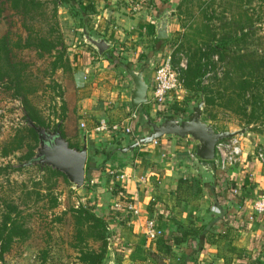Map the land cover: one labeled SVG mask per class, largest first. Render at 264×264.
I'll use <instances>...</instances> for the list:
<instances>
[{
    "label": "crops",
    "instance_id": "crops-1",
    "mask_svg": "<svg viewBox=\"0 0 264 264\" xmlns=\"http://www.w3.org/2000/svg\"><path fill=\"white\" fill-rule=\"evenodd\" d=\"M177 1H88L103 19L94 35L104 36L112 47L100 55L87 45L71 58L75 62L69 81L80 122L85 123H80L79 142L83 145L86 136L88 172L94 180L87 181V199L93 200L98 215L109 219L120 264H264V214L252 211L253 199L264 193V160L257 156L264 149L263 137L248 135L241 160L219 172L214 160L197 156V144L189 136L166 135L121 151L150 131L149 118L158 121L168 114L183 117L182 109L191 112L182 93L170 95L162 114L152 98L156 68L168 54L166 39L156 36L157 22ZM136 3H141L138 9ZM112 50L114 55L123 51L135 69L146 66L148 102L136 110V118L130 103L132 80L118 59H107L105 53ZM101 120L120 124L122 130L98 132L94 128ZM126 126H131V134L124 132ZM111 170L118 177L112 178ZM122 173L124 178L119 177ZM235 187L238 195L229 190ZM117 201L133 203L139 214L117 212ZM150 219L157 221L163 236H146ZM186 231L190 234L183 242H173L172 237Z\"/></svg>",
    "mask_w": 264,
    "mask_h": 264
},
{
    "label": "rangeland",
    "instance_id": "rangeland-1",
    "mask_svg": "<svg viewBox=\"0 0 264 264\" xmlns=\"http://www.w3.org/2000/svg\"><path fill=\"white\" fill-rule=\"evenodd\" d=\"M42 1L46 16H39L42 20L34 23L33 33L35 29L48 33L51 23L57 21V29L67 44L68 56L70 59L76 57L77 51L88 45L84 40V26L93 35H98L96 26L103 23V19L93 12V9L97 11L96 5L89 0H58L57 17L53 18L55 0ZM84 7L86 20L82 18ZM169 10L172 14L170 36L164 41L165 47L189 91H183L181 96L191 103V112L203 97L194 80L196 67L201 63L203 84L220 86L225 93L221 97L216 94L213 104H204L203 118L206 117L217 131L246 129L245 133L237 135L242 145L248 135L264 138V92H261L260 103L255 105L254 95H258V91L243 89L247 79L260 76L264 80V65H261L264 61V0H178ZM19 33L25 37L28 31L21 18L6 9L0 21V36H11L14 45ZM221 42L222 50L210 53L213 45ZM14 53L17 61L24 62L18 67L24 69L27 77V93L33 92L28 98L45 125L54 130L65 115V123L62 122L65 138L82 147L79 142L81 122L75 104L77 95L69 81V73L53 72L52 59H41L31 49L15 46ZM114 59L130 63L123 51L121 55L115 53ZM11 93L0 85V219L7 205H16L28 234L12 244L0 264H41L43 249H51L48 264H84L80 260V242L76 237L73 213L86 202L92 209L95 207L93 200L87 199L89 186L85 182L83 187L75 188L63 176L40 170L39 162L35 160L39 141L29 136V123L21 101L12 98ZM247 100L248 104L245 103ZM249 120L253 122L249 124ZM29 143L35 153L31 159ZM11 148L13 151L5 156L4 152ZM54 199H57L56 207H53ZM110 227L108 220L106 243L90 240L88 244L93 249H105L103 264H120L121 259L114 252Z\"/></svg>",
    "mask_w": 264,
    "mask_h": 264
},
{
    "label": "trees",
    "instance_id": "trees-1",
    "mask_svg": "<svg viewBox=\"0 0 264 264\" xmlns=\"http://www.w3.org/2000/svg\"><path fill=\"white\" fill-rule=\"evenodd\" d=\"M54 4V12L51 16L53 18H56L60 1L55 0ZM79 7L82 8L81 5H79ZM6 9L12 10L15 15L21 18L23 27L28 31V33L25 35V37L23 34L19 33L18 40L14 45H12L11 36H0V85H2L4 89L12 91V98L21 101L26 119L27 116H29V118L35 123V125L49 129L50 126L45 125L44 120L39 115L38 111L32 106L28 98V94H31L33 92L27 93L26 91L25 83L27 81V77L25 76L24 69L18 67L20 63L24 62L21 59L17 61V56L14 53V47L16 46L20 49H31L41 59L51 58L53 72L62 70L64 74L69 73L70 78L73 74V61H71L70 57L68 56L67 44L64 42L62 34L57 29V21L56 23H51V27L48 33L37 32L36 29L35 34L33 33L34 23L42 20L39 16H46V12H44L45 3H43L42 0H0V21ZM93 12H96V10L93 9ZM82 15V18L86 20L87 14L85 7L83 8ZM222 48V42L214 44L211 48L210 53H213L214 51H221ZM105 55H107V59L114 60L111 52L108 51L105 53ZM118 63L121 64L122 62L118 61ZM261 65H264V61H262ZM202 70L203 64L199 63L196 67L194 80L198 85V91L202 93L203 97L205 98V105L209 106L214 103L216 94L221 97L224 96L225 93H222L220 86H217L215 88V86H213L212 84L204 85L202 81ZM263 86L264 80L260 76L254 78V80L247 79L244 83L243 89L247 92L249 91V89L258 91V95H254L255 105L257 104V102L260 103V100H262L261 92H264V89H262ZM37 90L38 88H36L35 91ZM246 91L244 93L245 95ZM248 101L249 100L245 101V103L248 104ZM182 110V112H184L182 115L183 117H187L188 115H190V113L188 114L186 111H184V109ZM205 113V110H203V116ZM167 116L171 115L168 114ZM203 119L205 120L207 118L205 117ZM64 120L65 115H62L61 121L56 124V128L59 124L61 125L63 137H65L62 130V122ZM252 122V120L248 121L249 124ZM28 132L29 136L33 140L39 141L38 132L35 127L29 124ZM29 144L31 148V159L35 153L32 152V144ZM69 144L71 147H75L78 149L81 148L80 144H71L70 142ZM12 151L13 148H11L9 151H5L4 155L7 156ZM32 161L34 160L32 159ZM88 162H90V159ZM37 164L39 165L40 170H48L53 175L63 176L65 180L68 181L67 176L62 171L56 170L55 168H52L48 165H42L40 163ZM214 170L217 172L221 171L215 165ZM89 180H91V176L88 172L87 163L86 183ZM229 190L233 189L230 188ZM56 205L57 199H54L53 207H56ZM91 207L92 206H90L89 203L86 202L85 204H81L77 209H75L73 213L77 230L76 237L80 242V260L84 264H103L102 262L106 252L105 249L103 247L100 250L90 248L88 242L90 240H94L95 242L101 241L103 243H106V229H108L109 219L107 217L98 215L95 209H92ZM20 214L21 212L14 204L7 205V210L2 211L0 219V262L4 261L5 255L10 251L12 244L16 240L24 239L25 235L28 234V229L26 228L25 223L21 220ZM188 234H190V232L186 231L182 236H174L171 239L173 240V242L178 244L180 242H183L187 238ZM50 251L51 249H43L41 264H48Z\"/></svg>",
    "mask_w": 264,
    "mask_h": 264
},
{
    "label": "water",
    "instance_id": "water-1",
    "mask_svg": "<svg viewBox=\"0 0 264 264\" xmlns=\"http://www.w3.org/2000/svg\"><path fill=\"white\" fill-rule=\"evenodd\" d=\"M170 10H166L160 17L156 26V36L159 39H167L170 36ZM84 40L102 55L112 47V43L104 36H95L87 26H84ZM121 67L132 80L130 103L134 112L143 104L148 102V89L144 72L146 66L139 69L131 67L127 63H121ZM205 100L202 97L194 110L187 117L165 116L158 121L148 119L150 131L131 145L121 149L127 152L140 145H146L166 135L180 137H191L197 144V156L204 160H214L216 157V145L225 139L245 133L246 129L238 131H217L211 124L203 119V107ZM29 124L38 132L39 146L35 160L42 165H48L56 170L62 171L75 188H81L86 182V164L88 160V145L86 136L81 148L71 147L62 135L61 125L56 129H46L35 123L27 116Z\"/></svg>",
    "mask_w": 264,
    "mask_h": 264
},
{
    "label": "built area",
    "instance_id": "built-area-1",
    "mask_svg": "<svg viewBox=\"0 0 264 264\" xmlns=\"http://www.w3.org/2000/svg\"><path fill=\"white\" fill-rule=\"evenodd\" d=\"M140 6L141 3H136L134 9H138ZM184 90V81L181 73L174 67L170 54H167L164 61L156 68L152 87V98L154 103L158 106L159 113H164L163 111H165V106H167L170 95L175 94L178 96V94H181ZM136 117V113L134 112L132 118ZM81 126L84 127L85 123H81ZM94 129L98 132L107 130L119 132L122 130V127L120 124L115 123L111 125L107 120H101ZM124 132L126 134H131L133 130L131 126H126ZM157 141L158 140H155L154 142ZM192 155L196 156V153ZM242 155L243 145L237 135L233 138L220 141L216 145L215 166L225 171L229 166L236 165L241 160ZM257 156L260 160H264V149H259ZM110 176L112 178L118 177L117 173L113 170L110 171ZM124 176L123 173L119 175L120 178H124ZM89 183L93 184L94 180H90ZM224 186L227 188L228 185ZM239 192L237 187L233 188L234 195H238ZM252 202L253 213L264 214V193L255 197ZM114 208L117 212H125L126 215L139 214V209L131 202L122 203L121 201H117L114 204ZM163 235L164 231L162 228L158 227L157 221L155 219H150L147 223L146 236L154 240Z\"/></svg>",
    "mask_w": 264,
    "mask_h": 264
}]
</instances>
